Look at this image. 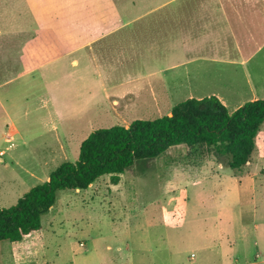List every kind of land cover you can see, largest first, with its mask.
<instances>
[{"label":"rangeland","instance_id":"1","mask_svg":"<svg viewBox=\"0 0 264 264\" xmlns=\"http://www.w3.org/2000/svg\"><path fill=\"white\" fill-rule=\"evenodd\" d=\"M197 5L194 0H0V209L46 182L60 164L76 161L92 131L164 116L143 107L114 110L107 98L130 89L115 88L120 81L143 76L138 62L151 41L175 35L180 17H192ZM254 51L250 64L218 66L215 72L223 69L227 76L264 86V46L246 52ZM259 92L264 99V88ZM250 162L253 179L264 188L259 175L264 126ZM207 163L213 177L203 183V203L195 175ZM231 176L213 158L192 157L184 145L170 147L157 159L137 161L118 184L103 176L85 191H57L40 232L17 245L0 242V264H221L217 236L228 218L230 238H236L229 264H264V232L251 234L247 254L239 255V222L251 219L252 193L246 187L234 198L237 179ZM257 190L260 203L262 189Z\"/></svg>","mask_w":264,"mask_h":264},{"label":"crops","instance_id":"2","mask_svg":"<svg viewBox=\"0 0 264 264\" xmlns=\"http://www.w3.org/2000/svg\"><path fill=\"white\" fill-rule=\"evenodd\" d=\"M194 2L198 4L196 7L198 10L193 12L192 17L186 15L184 18L180 17L176 34L169 32L161 40L154 39L156 44L152 40L142 54L143 61L138 62V67L142 70L137 72L143 76L120 81L121 83L115 86L120 88L129 85L130 89L108 96L109 104L114 110L143 107L149 110L148 114L170 115L176 104L187 99L215 96L228 112L232 113L246 102L262 98V91L259 90H263L264 86L259 81L257 85H252L249 80L244 82L242 78L230 74L227 76L223 69L219 74L215 71L218 66L238 68L250 64L255 51L252 53L246 51L251 47H256L259 51L264 46V0H194ZM250 15L255 16L251 18ZM187 19L192 21L187 22ZM218 25L222 26L220 30L217 29ZM159 41L163 44L159 45ZM133 65L130 64L128 70H131ZM120 67L127 68L122 63ZM138 78L142 79L144 87L136 85ZM141 90H144L142 95L138 94ZM207 165L199 168L195 175L198 178L197 196L203 203L205 201L202 195L206 191L203 183L212 182L213 177L211 169L207 168L210 165L208 163ZM247 166L250 168L249 171L243 172L240 176H231L237 180L241 176H253L247 183L239 184L234 180L236 181L234 198L246 187H250L252 193L251 219L245 223L239 222V227L243 231V237L239 241L241 248L239 255L242 257H245L249 250L248 237L254 233L260 236L264 232V188L253 179L256 174L251 168V162ZM205 168L207 171L202 170ZM259 175L264 177V169ZM258 187L262 189L260 203L257 200ZM210 198L213 196L210 195ZM258 214H261L260 223L257 222ZM217 221L221 222L218 216L215 223ZM227 223L228 226L232 225L230 218ZM228 226L217 236L220 238V248L223 252L221 264H229L231 260H235L231 254L235 248L233 246L236 244L234 240L236 238H230ZM210 240L216 241L214 238Z\"/></svg>","mask_w":264,"mask_h":264},{"label":"trees","instance_id":"3","mask_svg":"<svg viewBox=\"0 0 264 264\" xmlns=\"http://www.w3.org/2000/svg\"><path fill=\"white\" fill-rule=\"evenodd\" d=\"M263 126L264 99L229 113L215 96H208L180 102L170 115L96 129L82 140L76 161L60 164L46 182L29 189L13 206L0 209V242L17 245L40 232L41 218L54 205L57 191H85L103 176L118 184L137 161L157 159L177 145H184L192 157L213 158L229 174L240 176Z\"/></svg>","mask_w":264,"mask_h":264}]
</instances>
